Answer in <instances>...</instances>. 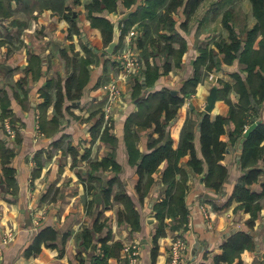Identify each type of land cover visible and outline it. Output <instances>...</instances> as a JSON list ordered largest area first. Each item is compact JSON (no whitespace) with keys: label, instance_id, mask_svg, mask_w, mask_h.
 Returning a JSON list of instances; mask_svg holds the SVG:
<instances>
[{"label":"crops","instance_id":"obj_1","mask_svg":"<svg viewBox=\"0 0 264 264\" xmlns=\"http://www.w3.org/2000/svg\"><path fill=\"white\" fill-rule=\"evenodd\" d=\"M90 1L12 0L11 16L3 18L0 15V98L7 97L8 110V114L0 118V138H4L9 149L14 151L10 164L15 169L16 178L15 187L7 184L0 155V264H92L93 255L102 252L100 239L109 233V243L120 241L124 244L119 257L109 258L110 264H169L170 246L177 236L185 237L187 241L186 264H216L214 257L223 252V242L238 230L250 232L256 246L245 250L240 259L222 264H264V196L260 199L261 209L253 226L249 224L253 216L251 211L237 207L240 201L233 199L226 204L244 171L240 158L241 138L234 145L230 143L235 128L233 122L228 124L227 133L221 137L228 141L229 146L222 159L229 169L221 191L223 195L220 198L207 197V193L214 196L220 193L206 186L205 174L195 171L189 164L191 154L184 156L181 165L189 173L185 196L187 219H183L177 211L169 213L166 217V234L155 243L160 220L154 205L166 196L167 185L162 179L166 162L154 172L155 181L147 195L144 199L139 198L137 185L140 175L137 165L130 159L125 128L129 116L138 110L133 91L136 78L143 77V73L141 70V75L126 76L116 57L126 42H135L141 56L142 50L136 39L146 34L145 25L150 24V33L156 38L160 33L170 34V31L163 25L158 28L157 21L149 20L137 21L127 29L126 19L146 0H137L132 7H126L123 0H118L117 9L96 13L109 17L114 22L115 33L119 29L121 34V44L116 51L104 53L106 45L101 31L88 20L86 4ZM208 1L203 0L188 21L184 6L174 13L177 34L186 42L185 52L178 64L174 54L158 53L151 58L152 63H158L162 68L168 63L171 68L161 73L151 87L146 85V89L143 85V95L166 87L183 95L181 87L188 78L195 75L194 61L201 54V48L207 45L212 47L215 40L228 35L223 25L226 10L233 11L232 22L238 31L251 28L256 22L250 0H245L248 8L246 13L233 7L234 0H213L207 4ZM70 11L78 16L80 34L70 31L71 24L66 16ZM132 29L137 30L135 37L131 36ZM172 43L174 48L181 46L180 39ZM63 51H67L71 58L78 53L77 61L83 57L92 58L88 65L90 78L81 95L76 98L69 97L67 81L77 70L74 64L67 61ZM205 68L202 67V74ZM243 68L244 64L235 59L233 63L223 64L204 75L197 91L185 97L177 116L166 125V139L172 137L174 147L179 145L183 127L189 122L196 132L197 149L201 151L199 113L206 111L208 97L214 86L217 87L218 98L210 112L212 118L228 113L227 101L219 97V93H224L220 79L234 84L235 72L246 75ZM116 78L125 96L113 105L110 132L115 136V141L108 142L101 135L94 138L92 131L100 119L103 121L101 131L105 128L104 84ZM72 84V93H76L75 85ZM59 88H62L65 96L61 114L55 109ZM45 93L52 100L46 110L47 119L51 120L54 116L60 118V128L53 135L47 134L40 126V105L46 100ZM229 97L237 102L239 94L232 90ZM2 110L0 107V114ZM155 127H133L138 137L136 146L143 155L150 151V143L159 137ZM62 137H66L64 143L58 144L57 141ZM72 148L77 151V159ZM87 151L90 152L89 157L84 158ZM109 156H113L121 166L119 172H115L111 164L105 168L100 167L93 174L101 179V183L95 180L91 183V160H102ZM257 165L262 167L263 160ZM114 177L122 181L135 201L141 215V228L138 230H133L127 221H119V212L125 208L123 202L115 198L120 189L119 183H114L111 194L103 190ZM263 182L264 171L252 189L260 192ZM98 216L107 225L102 231L94 233V242L87 248L81 241H77V236L86 227L92 226ZM47 225L58 229L55 245H43L41 252L27 255L26 250L34 242L37 232ZM9 233L12 239L3 243L4 236ZM133 250L137 252L134 255Z\"/></svg>","mask_w":264,"mask_h":264},{"label":"trees","instance_id":"obj_2","mask_svg":"<svg viewBox=\"0 0 264 264\" xmlns=\"http://www.w3.org/2000/svg\"><path fill=\"white\" fill-rule=\"evenodd\" d=\"M12 0H0V15L5 18L12 14ZM79 1V0H76ZM203 0H146L144 4H140L136 10L131 12L130 17L126 19V28L131 27L135 22L157 21L158 28L161 25L167 27L170 34L160 33L159 37L151 35L150 24L146 26V34L137 39L138 47L142 50L141 57L143 59L142 73L145 76L146 85L152 86L165 70L169 71L171 65L166 63L163 68L158 63H152L151 58L158 53L172 55L178 60L182 58L186 42L181 35L177 34V20L174 13L182 6L187 14V21L195 14L197 8ZM252 3L253 15L256 18L255 24L251 28L238 31L232 20L233 11L228 9L223 14V25L228 31L226 37H221L214 42V46H205L201 48V54L194 61L195 75L188 78L181 87L182 96L176 94L170 88H163L155 91H148L144 94L143 77L136 78V86L133 91V97L138 104V110L133 112L126 123V143L128 145L131 162L137 165V171L140 175V182L137 185L139 198L144 199L155 181L153 176L163 162L166 166L163 170V183L167 185L166 196L154 205L156 215L160 220L159 227L155 234V243L158 238L166 234V217L169 213L177 211L183 219H187L188 209L186 207V191L188 188V171L181 165V159L187 154H191L189 164L199 173H204V181L206 186L214 189L217 193H222L225 180L228 176L229 169L222 162L223 155L228 150V141L222 140L221 137L227 133V126L231 122L235 124V128L230 136V143L234 145L237 139L242 141L241 168L243 174L238 178L233 194L226 202L230 203L233 199L240 201L238 208L251 211L252 218L249 221L250 226L255 223L259 210L261 209L260 199L264 196V182L262 190L256 192L252 189V185L258 181L259 175L264 171V165L259 167L257 163L260 160L264 162V0H250ZM126 7H132L137 0H123ZM118 7V0H91L86 4L88 9V18L92 26L100 29L107 46L114 38L115 25L107 16L98 15L97 12L104 10L113 11ZM74 11L66 14L70 21V31L80 34L81 29L78 25V16ZM125 28V29H126ZM125 29L123 34L125 33ZM180 37H178V36ZM180 39L181 46L174 48L173 40ZM165 41L164 43L162 42ZM121 44V42H120ZM119 44V46H120ZM85 47L88 46L85 44ZM118 48V47H117ZM88 49V48H87ZM70 64H74L75 71L67 81V92L69 97L76 98L81 95L84 87L89 80L88 65L92 62L91 57H83L77 61V55L71 56L67 51H63ZM235 59H239L244 64L243 70L246 72L242 76L239 72L234 73L236 82L233 84L229 81L220 79L223 83V94L219 93V97L227 101L229 111L227 114H218L212 118L211 113H207L200 126L201 151L197 149L195 138L196 132L187 122L182 130L180 143L177 147L173 145V138H167V123L174 119L185 97L197 91L198 84L204 79V75L211 73L215 68H220L223 64H231ZM73 60V63H72ZM205 66L206 71L202 74V67ZM162 68V70H161ZM76 93L73 92V84ZM235 90L239 94L238 101H233L229 97V93ZM1 92V88H0ZM46 100L41 103L40 126L43 131L49 135H53L60 128V118L54 116L51 120L47 119L46 110L51 105V96L45 93ZM64 93L62 88L58 89L55 109L58 113H62L64 104ZM0 107L3 108L0 118H4L8 114L7 97L0 98ZM204 111H202V115ZM102 119L98 120L93 126L94 138L101 135V138L108 141H115V136L110 132V126L106 125L101 131ZM257 125L250 131L247 137L244 136L245 131L252 124ZM156 126L155 130L159 133V137L150 143V151L146 154L137 148V136L133 132L134 126ZM62 137L57 141L58 144L64 143ZM77 159V151L72 148ZM87 151L84 158L89 157ZM0 155L2 157L3 171L8 185L16 186L15 169L11 166V160L14 151L9 149L7 141L0 138ZM91 171L89 173L90 182L101 179L93 174L100 167L112 165L115 172H119L121 166L113 159V156L104 157L102 160H91ZM2 181V179H1ZM119 183L120 189L116 193L115 198L125 205V208L119 212V221L129 222L133 230L141 228V215L135 206V201L127 192L126 186L117 177L110 179L107 187H103L106 194H111L113 185ZM89 187V184H87ZM17 189V187H16ZM107 222L100 221L98 216L92 226L86 227L78 236L77 241L87 248L91 247L94 242V233L102 231ZM58 229L54 226H43L36 234L32 245L26 250L27 255L37 254L42 251L43 245H55L58 237ZM68 235V234H67ZM111 234L101 238V251L96 252L91 258L92 264H110L109 258L112 256L119 257L124 249V244L120 241L109 243ZM256 242L252 234L245 230H238L232 233L223 242V252L214 257L216 264L223 262H233L236 258H241L242 253L247 249H253ZM207 256V254H205ZM83 262V261H82ZM84 264V263H81ZM200 264H208L201 262Z\"/></svg>","mask_w":264,"mask_h":264},{"label":"built area","instance_id":"obj_3","mask_svg":"<svg viewBox=\"0 0 264 264\" xmlns=\"http://www.w3.org/2000/svg\"><path fill=\"white\" fill-rule=\"evenodd\" d=\"M131 36L135 37L137 35V30H131ZM137 40V39H136ZM121 71L127 76L129 74H140L142 70V58L140 56L139 50L136 43L126 42L123 48L119 49L116 57ZM106 89V103L104 108V125L112 126L113 121L111 117V112L113 105L116 100L125 96V92L121 89L119 85V79H112L104 84ZM12 239V234L9 233L3 238V243H7ZM187 241L185 237L177 236L173 240L170 250H169V264H186L187 257ZM2 250V242H0V252ZM137 252L133 250V255Z\"/></svg>","mask_w":264,"mask_h":264},{"label":"water","instance_id":"obj_4","mask_svg":"<svg viewBox=\"0 0 264 264\" xmlns=\"http://www.w3.org/2000/svg\"><path fill=\"white\" fill-rule=\"evenodd\" d=\"M120 41H121V34H120V32H119V29H118V30L116 31V33L114 32V38H113V40H112V41L106 46V49H105V52H104V53H106V52H108V53H114V52L116 51L117 47L119 46ZM88 43H89V41H88ZM143 84H144V87L147 89L145 76L143 77ZM217 98H218L217 87L214 86L213 89L211 90V93H210L209 97H208V102H207V105H206V107H205V110H206V111L204 112V114H203L202 117H201V122L203 121L205 115H206L207 113H210V112L213 110V108H214V106H215V103H216V101H217ZM256 125H257V123H254V124H252L251 126H249V128L245 131L244 136L247 137V136L249 135L250 131H251ZM240 157H241V155H240ZM222 195H223L222 193H220V194L217 195V196H214V195L209 194V193L206 194L207 197H211V198H220Z\"/></svg>","mask_w":264,"mask_h":264},{"label":"rangeland","instance_id":"obj_5","mask_svg":"<svg viewBox=\"0 0 264 264\" xmlns=\"http://www.w3.org/2000/svg\"><path fill=\"white\" fill-rule=\"evenodd\" d=\"M211 2H213V0H209L208 2H207V4H211ZM232 4H234L233 5V7L236 9H238V8H240L241 9V11L242 12H247V6L245 5V0H237V2L234 0V2L232 3ZM241 4V5H240ZM238 6V7H237ZM233 7H231V8H233ZM88 20H90L89 18H88ZM239 27H240V25H239ZM83 36H84V34H83ZM85 37H86V35H85ZM200 114V117H202V112H200L199 113Z\"/></svg>","mask_w":264,"mask_h":264}]
</instances>
